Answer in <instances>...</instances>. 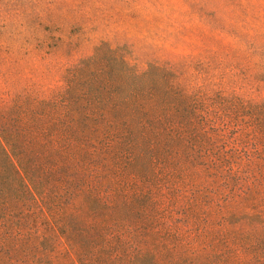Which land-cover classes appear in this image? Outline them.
Returning a JSON list of instances; mask_svg holds the SVG:
<instances>
[{"label": "trees", "instance_id": "obj_1", "mask_svg": "<svg viewBox=\"0 0 264 264\" xmlns=\"http://www.w3.org/2000/svg\"><path fill=\"white\" fill-rule=\"evenodd\" d=\"M209 69L101 42L0 103V264H264V99Z\"/></svg>", "mask_w": 264, "mask_h": 264}, {"label": "rangeland", "instance_id": "obj_2", "mask_svg": "<svg viewBox=\"0 0 264 264\" xmlns=\"http://www.w3.org/2000/svg\"><path fill=\"white\" fill-rule=\"evenodd\" d=\"M101 42L137 70L197 59L264 99V0H0V103L47 97Z\"/></svg>", "mask_w": 264, "mask_h": 264}]
</instances>
